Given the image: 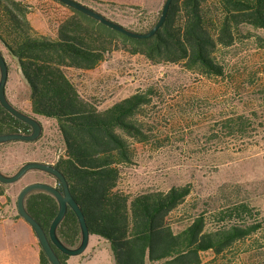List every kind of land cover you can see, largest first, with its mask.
<instances>
[{"label": "trees", "instance_id": "trees-1", "mask_svg": "<svg viewBox=\"0 0 264 264\" xmlns=\"http://www.w3.org/2000/svg\"><path fill=\"white\" fill-rule=\"evenodd\" d=\"M86 1L102 8V13L110 7L129 9L142 25L146 24L140 33L149 32L162 14L161 11L158 17L151 18L139 7ZM34 7L28 0H0V51L18 60L31 90L29 105L33 116L56 120L65 154L55 166L64 174L73 197L82 207L91 236L111 245L116 264H205L206 254L221 256L235 244L264 233V216L248 203L212 213L207 209L184 212L172 220L171 215L191 196L190 185L167 192L129 194L119 190L122 168L134 162L130 141L150 140L139 117L152 104L154 89L137 92L102 110L95 98L80 92L66 72L95 70L111 47L119 45V50L142 56L153 64L182 65L202 76L223 77L227 68L217 52L233 47L244 28L264 34V0H174L162 29L150 39L129 38L67 6L73 15L60 24L57 38L52 39L34 29L29 19ZM256 39L264 48V36ZM255 116L256 120L246 115L233 116L216 126L226 138L258 139L260 134L252 136V129L258 131L256 124L264 127V118ZM217 130H212L211 139L217 137ZM31 132L30 126L0 104V136ZM44 137L32 143L17 141L0 147L40 145L41 156L50 158L55 149L48 146ZM31 162L48 163L44 158ZM0 170L7 176L16 174L10 175L1 167ZM27 177L30 182L25 183ZM54 182L59 184L49 174L32 171L15 186L20 193L33 183ZM8 186L0 183V197L6 195ZM59 208L57 199L46 192H33L26 198L27 211L47 234ZM17 213L21 218L18 209ZM58 236L68 248L81 245L82 230L72 209L59 226ZM54 248L63 264H68L72 257ZM40 264H51L41 246Z\"/></svg>", "mask_w": 264, "mask_h": 264}, {"label": "rangeland", "instance_id": "rangeland-1", "mask_svg": "<svg viewBox=\"0 0 264 264\" xmlns=\"http://www.w3.org/2000/svg\"><path fill=\"white\" fill-rule=\"evenodd\" d=\"M77 1L98 12L102 10L89 1ZM99 1L141 7L156 18L166 0L158 8L162 0ZM28 2L35 6L29 17L34 29L52 39L57 38L60 24L73 15L69 8L53 0ZM104 11L100 13L130 30L139 32L146 25L129 9L110 7ZM258 36L264 34L244 28L233 47L217 52L227 68L223 77L202 76L182 65L153 64L142 56L119 50V45L111 47L105 61L95 70L66 71L80 92L87 98H95L102 110L137 92L154 89L152 104L139 117L150 140L130 141L134 162L122 168L119 190L129 194L148 190L167 192L173 187L190 185L191 196L171 215L172 220L184 212L192 214L207 209L212 213L239 203L250 204L264 216V127L256 124L258 131L252 129V136L260 134L258 139L237 140L226 138L216 126L233 116L246 115L256 120L257 114L264 118V48L257 43ZM4 56L9 65L8 99L33 116L29 105L31 90L18 60L6 51ZM33 117L42 123V136L55 153L50 158L41 156L40 145L0 147V167L10 175L24 164L42 158L55 166L65 154L56 120ZM213 129H218V135L211 139ZM24 182H30L29 177ZM51 185L58 187L55 182ZM19 190L15 184L9 185L5 195L8 199L0 197V264H40L38 244L34 248L30 244L32 227L22 218H13ZM204 262L264 264V233L235 244L221 256L206 254ZM72 264L116 262L111 245L91 236L86 252L72 257Z\"/></svg>", "mask_w": 264, "mask_h": 264}, {"label": "water", "instance_id": "water-1", "mask_svg": "<svg viewBox=\"0 0 264 264\" xmlns=\"http://www.w3.org/2000/svg\"><path fill=\"white\" fill-rule=\"evenodd\" d=\"M65 6L72 8L78 12L85 14L86 16L100 22L104 26L117 31L123 35L133 39H150L154 37L159 30L162 29L164 23L170 12L171 5L174 0H166L162 10L161 17L158 23L147 33H140L126 28L125 26L112 21L107 18L104 14L84 5L77 0H56ZM0 70H1V81H0V104L8 111L12 116L21 122L31 127L32 132L30 135L26 134H6L0 136V145L11 143V142H36L43 135V125L35 117L23 113L17 109L8 99L7 96V83L9 78V68L3 53L0 51ZM32 171H39L51 175L59 182V186H53L48 183H33L26 186L18 195L17 209L19 215L24 219L34 230L38 237L39 243L51 264H63L59 255L55 251L54 246L60 250L63 254L70 257H77L86 252L90 244L91 233L88 227L86 216L83 212L82 207L73 197L69 183L65 178L64 174L54 165L41 163V162H28L24 164L20 170L13 176H7L0 170V183L6 185H13L20 182L27 174ZM46 192L54 196L59 203V213L55 218L50 228L49 234L46 233L42 225L27 211L26 209V198L33 192ZM72 209L77 215L81 230H82V243L78 248H68L63 244L58 236V228L65 219L68 210Z\"/></svg>", "mask_w": 264, "mask_h": 264}, {"label": "crops", "instance_id": "crops-1", "mask_svg": "<svg viewBox=\"0 0 264 264\" xmlns=\"http://www.w3.org/2000/svg\"><path fill=\"white\" fill-rule=\"evenodd\" d=\"M163 1L164 0H162L160 3H159V5H157L156 6V8H158L162 3H163ZM139 8H141V7H139ZM156 8H155V10H156ZM2 197H5L6 199H8V197L7 196H2ZM10 207V206H9ZM11 209H12V207H11ZM13 210V218H15L16 220H20L21 218H18V213H17V211H15L14 209H12ZM31 232V246H33V248H34V245L35 244H38L37 246H38V254H39V260H40V243H39V240H38V237H37V235L35 234V232H34V230H33V228H32V230H30ZM34 235V236H33ZM32 237H36V238H32ZM68 264H72V258L68 261Z\"/></svg>", "mask_w": 264, "mask_h": 264}, {"label": "flooded vegetation", "instance_id": "flooded-vegetation-1", "mask_svg": "<svg viewBox=\"0 0 264 264\" xmlns=\"http://www.w3.org/2000/svg\"><path fill=\"white\" fill-rule=\"evenodd\" d=\"M59 185V184H58Z\"/></svg>", "mask_w": 264, "mask_h": 264}]
</instances>
